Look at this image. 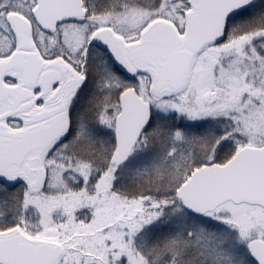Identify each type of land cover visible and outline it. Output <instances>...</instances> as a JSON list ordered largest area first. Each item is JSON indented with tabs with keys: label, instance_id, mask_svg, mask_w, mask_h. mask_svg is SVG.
Wrapping results in <instances>:
<instances>
[{
	"label": "snow or ice",
	"instance_id": "snow-or-ice-1",
	"mask_svg": "<svg viewBox=\"0 0 264 264\" xmlns=\"http://www.w3.org/2000/svg\"><path fill=\"white\" fill-rule=\"evenodd\" d=\"M0 264H264V0H0Z\"/></svg>",
	"mask_w": 264,
	"mask_h": 264
}]
</instances>
